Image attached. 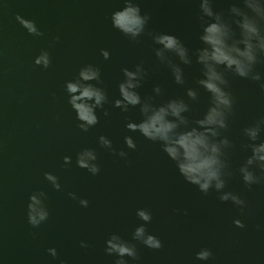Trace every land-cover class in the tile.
Here are the masks:
<instances>
[{"label": "water", "instance_id": "95a60500", "mask_svg": "<svg viewBox=\"0 0 264 264\" xmlns=\"http://www.w3.org/2000/svg\"><path fill=\"white\" fill-rule=\"evenodd\" d=\"M139 3L141 13H149L151 19L137 43L111 28L108 18L122 0H0V264H114L116 257L104 251L105 240L117 233L131 241L135 227L143 223L136 216L138 208L152 212L146 228L159 237L162 247L153 250L132 241L139 259L125 257L129 264H264V184L248 188L238 172L248 154L241 148L245 142L241 130L264 115V94L257 83L232 79L236 104L225 133L235 145L229 150L232 175L225 190L246 201L243 213L230 201L221 202L215 190L205 195L186 183L158 145L128 132L126 119H138L137 110L122 113L106 104L109 116L97 110V126L88 132L76 126L63 84L84 63L100 67L110 100L118 95L121 68L132 69L141 60L149 72L141 95L151 94L157 83L164 98L183 95L184 87L174 84L156 61L147 33L174 34L189 48L198 47L199 4L196 0ZM228 6L226 0H215L214 10L226 11ZM17 14L35 21L44 35L28 34L16 21ZM57 36L59 40L54 39ZM102 48L110 51L108 60L103 59ZM41 49L51 56L47 69L34 64ZM183 67L186 86H195L199 65ZM257 70L264 72V65H257ZM206 103L207 94L202 92L190 116L202 112ZM101 134L117 151H127V159L100 147ZM125 135L133 136L135 151L125 147ZM85 147L97 151L96 176L75 164L76 153ZM65 155L72 157L68 167L63 166ZM45 172L59 177L60 190L45 180ZM38 190L48 195L50 215L33 228L27 221V203ZM69 192L87 199L88 207H81ZM234 219L245 226H235ZM50 247L57 250L55 258L47 252ZM204 247L212 257L196 260V252Z\"/></svg>", "mask_w": 264, "mask_h": 264}, {"label": "clouds", "instance_id": "9594fccd", "mask_svg": "<svg viewBox=\"0 0 264 264\" xmlns=\"http://www.w3.org/2000/svg\"><path fill=\"white\" fill-rule=\"evenodd\" d=\"M199 4L197 17L200 31L197 39L199 46L189 48L179 37L166 32H148L154 45L156 61L163 65L176 85L183 86V95L167 96L163 87L157 83L151 94L141 95L140 89L149 76L144 61L134 68H121L122 79L116 85L118 95L109 99L103 86L101 69L94 63L81 65L73 79L63 84L66 102L75 114L76 126L82 132H88L100 122L97 110L103 116H109L105 107L128 113L135 109L139 113L136 120L126 119L125 129L138 133L145 140L159 146V149L174 164L183 180L197 187L207 195L215 190L221 202L230 201L243 213L247 204L238 194L225 190L229 169V150L235 147L233 140L225 133L229 129V118L234 114L236 98L232 91V79L241 78L257 83L264 94V72L257 70V65H264V0H226V11L214 10L215 0H196ZM16 21L33 36H43L35 21L25 19L19 14ZM111 28L128 40L139 43L145 35L151 19L149 13H141L139 0H122V6L110 13ZM59 40V37H55ZM104 60L110 58V51L100 50ZM194 58V59H193ZM199 65V76L195 86H186L187 78L183 66ZM34 64L47 69L51 56L47 49H41L34 57ZM207 94L206 107L194 118L190 116L192 104L198 103L201 93ZM54 95V94H53ZM241 135L245 142L241 148L248 153L238 167L243 184L251 188L264 184V115L244 126ZM123 142L128 150L135 151L137 144L132 135H125ZM98 143L121 159H127L128 152L121 148L117 151L112 140L106 135H99ZM72 157H63V166L68 167ZM75 164L92 176L100 172L98 154L95 148L85 147L76 153ZM44 178L53 189L60 190L59 177L45 172ZM73 199H78L81 207H88L89 201L78 198L69 192ZM48 195L43 190L30 194L27 203V221L33 228H38L49 218ZM136 216L143 221L135 227L132 240H126L117 233H112L105 240L104 251L115 256L114 264H129V259L138 260L137 241L145 247L159 250L162 241L147 231L146 225L152 221V212L147 208L136 209ZM234 225L243 228L240 219H234ZM81 247H87L81 242ZM47 252L55 258L54 247ZM196 260L208 261L212 257L209 248H201L195 254Z\"/></svg>", "mask_w": 264, "mask_h": 264}]
</instances>
